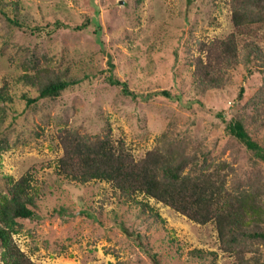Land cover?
I'll list each match as a JSON object with an SVG mask.
<instances>
[{
	"label": "rangeland",
	"instance_id": "1",
	"mask_svg": "<svg viewBox=\"0 0 264 264\" xmlns=\"http://www.w3.org/2000/svg\"><path fill=\"white\" fill-rule=\"evenodd\" d=\"M11 1L19 2L15 17L23 23L47 25L59 19L65 27L51 36L34 29L31 35L32 29H19L0 16V87L8 82L14 98L2 124L11 147L2 154L0 173L18 180L30 171L35 181L47 185V194L39 201L38 221L25 220V231L14 236L22 250L40 264H156L144 248L148 244L159 264H199L191 258L193 249L217 251L216 264H236L233 256L220 250L214 223L197 224L150 198L147 201L164 218L167 229L151 222L141 226L142 237L129 234L116 222V214L132 224V231L140 221L138 210L120 204L109 183H68L57 170L63 153L59 130L69 127L82 134L110 133L115 140L124 139L137 159L168 132L179 137L177 145L186 152L208 150L217 160L231 164L237 176L233 181L229 177L230 185L246 183L258 172L264 175V162L255 161L227 133L221 117L230 120L237 113L251 114L245 104L262 85L264 72L247 75L238 67L225 88L207 92L198 91L192 82L189 59L200 53L197 42L225 37L233 30L231 0L4 3ZM87 17L97 18L102 25L103 45L97 41L94 23L81 31L71 28ZM256 40L264 49V26ZM33 53L43 65L68 70L79 83L58 99L28 105L23 94L35 98L38 93L20 77ZM113 78L128 83L135 96L113 84ZM241 87L246 95L239 101ZM254 128L264 140V127ZM173 237L176 241L171 242Z\"/></svg>",
	"mask_w": 264,
	"mask_h": 264
},
{
	"label": "trees",
	"instance_id": "2",
	"mask_svg": "<svg viewBox=\"0 0 264 264\" xmlns=\"http://www.w3.org/2000/svg\"><path fill=\"white\" fill-rule=\"evenodd\" d=\"M230 6L233 30L225 37L198 41L200 53L189 59L193 67L192 82L200 92L225 88L238 67H243L247 75L264 72V49L256 40L264 26V0H231ZM18 8L17 1L4 3L0 0V16L19 29H32L29 30L31 35L36 30L46 31L51 36L57 29L65 28L59 19L50 20L47 25L23 23L15 17ZM92 23L95 24L97 41L103 45V27L97 18L87 17L83 23L71 25V28L81 31ZM22 68L24 73L20 80L38 93L35 98L23 94L28 105L42 99H58L80 81L71 77L68 70L43 65L35 53ZM113 84L121 85L126 94L135 96L128 83L113 78ZM11 89L8 82L0 87V160L11 147L2 132L7 108L14 102ZM161 93L172 98L166 91ZM245 93V87H241L237 99L243 100ZM245 107L251 110V114L237 113L230 120L224 115L221 117L227 133L237 138L255 161L264 162V140L255 135L257 129L254 128L264 127V81ZM58 135L63 149L57 163L59 177L78 185L92 181L109 183L120 204L138 210L136 217L140 223L132 231L129 230L132 224L128 225L116 214V222H120L127 233L142 237L141 226L151 222L167 229L164 218L147 201L153 198L197 224L214 223L220 250L233 256L236 264H264V175L261 172L249 176L246 183L232 182L230 185L229 177L233 181L237 176L231 164L217 160L208 150L186 152L177 145L179 137L168 132L161 135L156 147L139 159L124 139L115 140L110 133L93 136L64 127ZM0 178V186L3 185L0 188V262L40 264L22 250L14 236L25 231V220L38 221L39 201L46 196L47 185L35 181L30 171L18 180L1 173ZM174 241L175 237L171 239ZM147 246L149 248L145 244L146 252L159 264L158 255ZM190 255L199 264H216L219 257L217 251L202 249H193Z\"/></svg>",
	"mask_w": 264,
	"mask_h": 264
},
{
	"label": "bare ground",
	"instance_id": "3",
	"mask_svg": "<svg viewBox=\"0 0 264 264\" xmlns=\"http://www.w3.org/2000/svg\"><path fill=\"white\" fill-rule=\"evenodd\" d=\"M224 119V118H223Z\"/></svg>",
	"mask_w": 264,
	"mask_h": 264
}]
</instances>
